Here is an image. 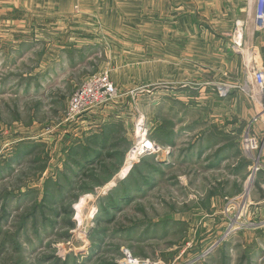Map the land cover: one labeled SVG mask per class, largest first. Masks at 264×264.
Wrapping results in <instances>:
<instances>
[{"label": "rangeland", "instance_id": "374dc122", "mask_svg": "<svg viewBox=\"0 0 264 264\" xmlns=\"http://www.w3.org/2000/svg\"><path fill=\"white\" fill-rule=\"evenodd\" d=\"M69 1L25 2L21 24L0 19V264H264V256L254 259L264 248V224L258 225L264 221L258 188L264 174L248 182L253 188L245 194L247 203L259 202L246 207V218L256 222L226 229L227 198L245 193L249 176L239 143L247 122L233 135H206L230 154L213 173L181 158L188 137L180 139L170 163L156 162V155L126 162L136 122L144 117L149 125L145 112L154 89L190 78L189 67L179 65L187 59L181 49L194 44L180 36L186 24L165 21L155 1L114 0L110 6L99 0L105 11L119 9L101 14L98 0H89L93 14H82L83 0ZM21 27L26 31L19 33ZM58 38L61 61L48 64L44 52L52 57ZM104 71L117 96L80 118L110 105L122 108L120 116L130 123L96 140L107 150L84 166L86 149L65 112L73 91ZM158 139L169 156V139ZM226 172L241 179L228 181Z\"/></svg>", "mask_w": 264, "mask_h": 264}, {"label": "crops", "instance_id": "0c3cea01", "mask_svg": "<svg viewBox=\"0 0 264 264\" xmlns=\"http://www.w3.org/2000/svg\"><path fill=\"white\" fill-rule=\"evenodd\" d=\"M32 1L35 0H0V19L6 17V22L11 25L21 24L20 17H22L25 2ZM104 1L110 6L113 5L110 3L111 1L115 2L114 0ZM130 1L137 2L138 0ZM144 1L147 6H151L153 1L162 3V16L167 18L165 21L174 23L179 19L180 23L186 24L185 30L179 32L181 38L187 35L194 40L191 42L194 44L181 49L183 57L187 58L186 61H179V65L189 67L190 70L187 75L190 78L180 83L172 82L169 87L158 86L152 92L151 110H148L150 114L145 112L148 118L149 131L154 132L152 137L149 132L150 138L160 144L159 136L167 137L169 140L164 145L171 146L173 149L167 157H165V154H167L165 151L153 156L156 157L158 163H164V161L170 163L177 144L181 142L180 139L188 137V139L191 138V141L187 144V149L182 152L181 158L186 157L192 167L203 166L208 173L216 172L228 163L229 149L226 146L222 149L221 146L224 145L220 143L209 144V137L206 135L211 133V130L223 135H233V131L242 130L243 121L248 122L257 113L248 95L235 89H232L227 97H221L216 92L217 86L222 83L247 85L249 79H247L246 62L249 57L259 67H264V29L255 32L251 22L255 0ZM82 3L84 4L82 5V14H93L90 10V1L83 0ZM98 6L100 8L99 14L101 12H119L117 11L118 8L108 9L107 11L101 9L104 5L100 4L99 0ZM68 10H70V4ZM114 17L116 18L117 15H114ZM200 18H203V20H200ZM238 19L246 20L244 30L246 32L243 39L244 50L241 55L230 48L231 31ZM190 22L195 23V25L189 27L187 24ZM201 22L204 24H201ZM23 31L26 30L23 29L19 33ZM71 39L82 45L86 42L85 39L80 37H72ZM60 40L61 38H58L54 42L57 45L55 47L59 49L53 51L54 55L52 57H50V52H44L46 53L44 57L48 56L50 58L48 64L61 61L58 52L64 47L59 43ZM195 40L197 41L195 42ZM253 54H257L258 59H255ZM147 107L145 106L143 109L146 110ZM122 111V108L115 111L114 107L110 105L104 106L102 109L83 116L86 117V121L81 117L73 123V132L79 136L78 143L86 149L85 154L82 155L84 166L93 162L95 158L100 157L107 150L104 146L99 147L96 145L98 140L108 137L111 130L116 129V125L130 123L120 116L123 113ZM253 127V132L260 138L261 143L260 158L263 159V169L259 173L264 174V119L258 120ZM126 130L128 131V129ZM128 135H130L128 140L132 143L133 139L130 131ZM89 140L93 143L91 147L88 144ZM218 148L220 150L212 158L205 157L207 154H211L210 152H213V150L217 151ZM248 162L250 163V161ZM226 176L228 181L241 179L240 173L237 172L228 174L226 172ZM261 183H264V181L258 182V188H260ZM239 195L227 199H233ZM119 199L121 200V198ZM251 203L259 204V202L253 203L252 201ZM212 205L214 206V202H212ZM258 251L259 253L254 256V259L258 258V262H260L264 256V248Z\"/></svg>", "mask_w": 264, "mask_h": 264}, {"label": "built area", "instance_id": "2783aa9c", "mask_svg": "<svg viewBox=\"0 0 264 264\" xmlns=\"http://www.w3.org/2000/svg\"><path fill=\"white\" fill-rule=\"evenodd\" d=\"M252 27L255 32H260L264 29V0H255L252 10ZM246 20L238 19L234 23L232 34L230 36V48L241 55L243 47V39L245 36ZM251 60L246 62L247 74L252 79V84L247 85H232V84H219L217 86V94L221 97H227L229 92L234 88H240V92L248 95L254 104L257 113L247 122L248 124L243 129L240 137V148L246 159L250 161L248 167V180L245 185V193L233 199H228L226 203V210L230 212L228 223L231 228H236L238 221H243V225L239 227H251L256 221L246 218L248 198L245 197L249 193L250 186L248 182L254 180L257 174L263 169L262 160L260 159L261 143L259 138L253 132V126L258 120L264 119V67H259ZM252 61V62H251ZM117 88L109 77L108 72L104 71L96 75L87 77L81 85L73 91L68 99V106L65 112V121L72 123L80 119V115L87 113L95 108L103 106L110 102L117 96ZM135 136L131 148L126 154V162L129 164L138 163L144 157L157 155L162 152V147L152 140L149 136V128L144 122V117H140L136 122ZM248 187V188H247ZM252 187V186H251ZM247 189V191H246ZM260 189L264 192V183L260 184ZM232 206V208H230ZM262 225L264 221L259 222Z\"/></svg>", "mask_w": 264, "mask_h": 264}, {"label": "bare ground", "instance_id": "6f19581e", "mask_svg": "<svg viewBox=\"0 0 264 264\" xmlns=\"http://www.w3.org/2000/svg\"><path fill=\"white\" fill-rule=\"evenodd\" d=\"M239 225H243V222H242V221H238V222H237V226H239ZM237 226H236V228H237ZM230 228H231V226L229 225V226L226 228L227 231H228ZM232 229H233V228H232ZM82 233H83V232H82ZM128 262L133 263V262H134V259L128 257Z\"/></svg>", "mask_w": 264, "mask_h": 264}]
</instances>
